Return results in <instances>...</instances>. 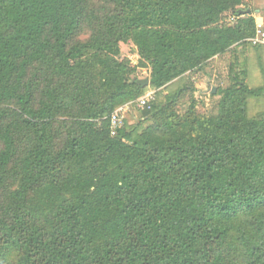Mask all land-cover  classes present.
I'll list each match as a JSON object with an SVG mask.
<instances>
[{
	"label": "trees",
	"instance_id": "trees-1",
	"mask_svg": "<svg viewBox=\"0 0 264 264\" xmlns=\"http://www.w3.org/2000/svg\"><path fill=\"white\" fill-rule=\"evenodd\" d=\"M251 1L0 0V264H264V90L246 69L216 115L193 95L181 113L185 87L110 123L147 89L122 45L164 90L246 56Z\"/></svg>",
	"mask_w": 264,
	"mask_h": 264
},
{
	"label": "rangeland",
	"instance_id": "rangeland-1",
	"mask_svg": "<svg viewBox=\"0 0 264 264\" xmlns=\"http://www.w3.org/2000/svg\"><path fill=\"white\" fill-rule=\"evenodd\" d=\"M259 50L261 55L260 59L255 54L252 55V53H250L252 56L247 57V61H245L246 63L244 62V58L241 54L233 56L231 53H226L222 56V58L216 61L217 64L212 65V67L210 66L208 70H203L205 74H192L189 78H182L178 82L161 91L151 90L148 86L144 95L154 91L156 94L155 103H160L165 102L168 96H173L177 94L179 90L189 87L191 90H188L185 92V95H183L184 98L180 103L179 111L181 113L187 111L192 102L190 100L191 95H193L198 103V112L206 116L216 115L220 100L219 90L229 86V75L232 65H234L233 67L235 71L241 72L243 69L247 70V84L251 89L258 88L264 90V66L262 64L264 51L262 49ZM122 52L123 59L125 58L128 60L130 66L136 68V73L132 79H149V68H138L141 62L136 53L135 46L132 43L122 45ZM243 64H245V66ZM212 72H216L218 77L213 78L214 74ZM192 78H196V80L193 81ZM143 110L144 109H142V107L134 105L131 111L126 113V124L129 126H136L139 124L141 122ZM249 116L250 118L264 116V94L260 97L251 98L249 100Z\"/></svg>",
	"mask_w": 264,
	"mask_h": 264
},
{
	"label": "built area",
	"instance_id": "built-area-1",
	"mask_svg": "<svg viewBox=\"0 0 264 264\" xmlns=\"http://www.w3.org/2000/svg\"><path fill=\"white\" fill-rule=\"evenodd\" d=\"M249 42L254 47L264 48V26L257 24L256 35L250 39ZM156 101V94L154 91L147 93L141 97L137 102H131L118 108L110 117L112 135L116 136L118 132L125 127L126 113L130 112L134 105L142 107V109L150 108V106Z\"/></svg>",
	"mask_w": 264,
	"mask_h": 264
},
{
	"label": "crops",
	"instance_id": "crops-1",
	"mask_svg": "<svg viewBox=\"0 0 264 264\" xmlns=\"http://www.w3.org/2000/svg\"><path fill=\"white\" fill-rule=\"evenodd\" d=\"M251 9L254 12L253 16H254V18L256 20V23L257 24H261V25L264 26V0H252L251 1ZM259 49H262L264 51V48H254L253 46L248 47V49H246V56L244 57V59L249 57V56L251 57L254 54L260 59L261 55H260V50ZM250 53H252V55H250ZM220 58H222V56H217V57L213 58L212 60H210V62L207 64V66L203 70H208V68L210 66L212 67V65L217 64L216 61H218ZM262 64L264 66V58L263 57H262ZM203 70L195 72V73L186 74L183 78H185V77L189 78L192 74L195 75L197 73L205 74L203 72ZM213 74H214L213 78L218 77L216 72H214ZM181 79L182 78L178 79L174 83L178 82ZM192 80L195 81L196 78H192Z\"/></svg>",
	"mask_w": 264,
	"mask_h": 264
},
{
	"label": "water",
	"instance_id": "water-1",
	"mask_svg": "<svg viewBox=\"0 0 264 264\" xmlns=\"http://www.w3.org/2000/svg\"><path fill=\"white\" fill-rule=\"evenodd\" d=\"M251 12L248 11V14H250ZM139 84L144 86V87H148L150 86V79H146V80H142V81H139Z\"/></svg>",
	"mask_w": 264,
	"mask_h": 264
}]
</instances>
